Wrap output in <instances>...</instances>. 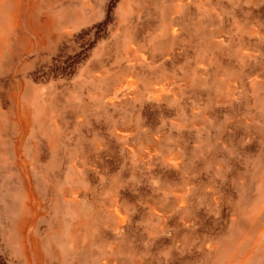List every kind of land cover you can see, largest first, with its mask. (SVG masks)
Returning <instances> with one entry per match:
<instances>
[{"label":"rangeland","instance_id":"obj_1","mask_svg":"<svg viewBox=\"0 0 264 264\" xmlns=\"http://www.w3.org/2000/svg\"><path fill=\"white\" fill-rule=\"evenodd\" d=\"M0 264H264V0H0Z\"/></svg>","mask_w":264,"mask_h":264},{"label":"bare ground","instance_id":"obj_2","mask_svg":"<svg viewBox=\"0 0 264 264\" xmlns=\"http://www.w3.org/2000/svg\"><path fill=\"white\" fill-rule=\"evenodd\" d=\"M14 208V207H13ZM27 242V241H26Z\"/></svg>","mask_w":264,"mask_h":264}]
</instances>
